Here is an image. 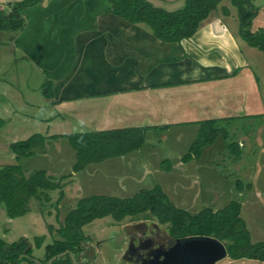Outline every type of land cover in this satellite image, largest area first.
Listing matches in <instances>:
<instances>
[{"label": "rangeland", "instance_id": "rangeland-1", "mask_svg": "<svg viewBox=\"0 0 264 264\" xmlns=\"http://www.w3.org/2000/svg\"><path fill=\"white\" fill-rule=\"evenodd\" d=\"M223 3L231 8V16L212 14L210 18L224 19L235 35L240 54L247 59L258 82L260 106L248 116L225 119L219 125L224 129L223 134L203 149L201 158L187 164L182 159L198 139L199 125L185 122L165 126L160 125L165 120L149 118L139 119L140 124L124 121L111 129L155 127L145 132L144 146L139 151L89 165L81 173H74L76 152L67 139H49L44 150H35V156L17 159L10 148L13 143L35 134L68 135L84 132L86 128L81 120L56 114L55 108L45 103L43 86L48 81L55 84L56 81L45 79L19 51L13 53L7 48L13 33L0 31V168L21 165L27 174L46 170L62 187L50 192V203L44 208L40 209V203L32 201V209L16 219H10L0 203V240L14 244L27 239L33 247L34 260L43 264L47 246L60 239L59 229L65 217L81 198L93 195L125 198L160 185L177 207L193 214L207 208L217 212L232 202L240 203L241 218L252 242H264V53L251 47L242 37L238 10L228 1ZM252 5L258 13L252 30L258 31L264 28V0H252ZM4 81L11 87H2ZM130 117L132 114H125L126 119ZM235 143L241 146L236 154L231 150ZM166 160L171 161V172L163 170ZM145 221L148 220L127 219L117 224L106 218L84 226V243L90 251L83 258L84 263L80 260L77 264H130L123 259L127 229L133 233L131 226ZM38 238L42 239L41 248L36 247ZM216 264L264 262L234 261L227 257Z\"/></svg>", "mask_w": 264, "mask_h": 264}, {"label": "crops", "instance_id": "crops-1", "mask_svg": "<svg viewBox=\"0 0 264 264\" xmlns=\"http://www.w3.org/2000/svg\"><path fill=\"white\" fill-rule=\"evenodd\" d=\"M20 1L0 0V7L9 11ZM147 1L168 12L186 3ZM112 8L107 0H47L26 9V28L10 35L7 48L56 81L60 103L43 96L56 114L99 132L145 118L165 120V126L224 122L259 108L258 82L224 19L210 18L190 40L164 43Z\"/></svg>", "mask_w": 264, "mask_h": 264}, {"label": "trees", "instance_id": "trees-1", "mask_svg": "<svg viewBox=\"0 0 264 264\" xmlns=\"http://www.w3.org/2000/svg\"><path fill=\"white\" fill-rule=\"evenodd\" d=\"M45 0H22L9 4V12L0 7V31L19 34L26 28L23 12L40 5ZM112 4V14L125 19L133 25H145L159 41L164 43H181L190 40L200 30L212 14L231 16L230 5L238 10L240 33L247 43L264 53V28L253 31V21L258 13L252 0H186L185 6L174 12L154 7L147 0H107ZM238 74L237 70L234 73ZM55 82L44 85V95L55 99ZM223 120L198 122L199 136L182 159L190 163L202 156L203 149L212 145L223 134L219 127ZM155 127H135L106 131L86 130L81 133L47 137L35 134L27 140L11 145V151L17 159H29L37 150H44L49 139H67L76 152L74 173H81L89 165L101 164L112 158L124 157L139 151L145 142V132ZM240 144L231 145L233 153L240 151ZM36 150V151H35ZM163 170L171 172L172 164L166 160ZM61 178L60 180H62ZM62 189L54 177L46 170H36L27 174L21 165H7L0 168V203L7 210L10 219L24 216L32 208V201L44 208L50 203V192ZM40 208V209H41ZM241 204L230 203L225 209L215 212L207 208L196 214L177 207L160 185L144 189L131 197H110L93 195L81 198L76 208L65 217L59 229L60 239L46 248V261L65 252L69 254L58 258L52 264H73L71 258L83 251L82 243L86 241L82 229L96 221L110 218L114 223L127 219L133 221L150 220L167 226L173 237L184 238L205 236L216 238L225 244L231 260H255L264 262V242L253 243L251 234L241 218ZM52 228V227H51ZM42 239L36 240V247H42ZM33 256V247L27 239L14 244L0 240V264H37ZM43 262V264H45Z\"/></svg>", "mask_w": 264, "mask_h": 264}, {"label": "flooded vegetation", "instance_id": "flooded-vegetation-1", "mask_svg": "<svg viewBox=\"0 0 264 264\" xmlns=\"http://www.w3.org/2000/svg\"><path fill=\"white\" fill-rule=\"evenodd\" d=\"M131 229L133 233H129L127 229L126 241H128L123 253V259L126 255L125 260L130 264H163L162 254H171V250L177 245L178 239H182L173 237L167 226L150 220L136 223L131 226ZM83 243V251L75 258L77 263L81 260L82 253L85 257L90 251H88V245ZM191 255L189 251H184L179 256L171 258L170 264H173L174 260L177 261L176 264L189 263L192 260Z\"/></svg>", "mask_w": 264, "mask_h": 264}, {"label": "water", "instance_id": "water-1", "mask_svg": "<svg viewBox=\"0 0 264 264\" xmlns=\"http://www.w3.org/2000/svg\"><path fill=\"white\" fill-rule=\"evenodd\" d=\"M47 1V0H45ZM85 244V243H83ZM188 252L192 255V260L189 263H179V264H216L228 257V251L224 243L212 237L205 236H191L182 239H178L177 245L171 250V254H162L163 264H170L171 258L179 256L182 252ZM69 254L65 252L59 256L52 258L48 264H52L55 260L60 257ZM71 258L74 260V264H77L76 259L72 254ZM125 255V259H126ZM84 253L81 255V261L84 259ZM124 259V261H126ZM201 260V263H200ZM37 264H41L36 261ZM177 261L174 260L173 264H176Z\"/></svg>", "mask_w": 264, "mask_h": 264}]
</instances>
